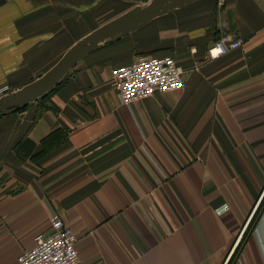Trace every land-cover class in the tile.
Returning a JSON list of instances; mask_svg holds the SVG:
<instances>
[{
  "label": "crops",
  "instance_id": "1",
  "mask_svg": "<svg viewBox=\"0 0 264 264\" xmlns=\"http://www.w3.org/2000/svg\"><path fill=\"white\" fill-rule=\"evenodd\" d=\"M150 1L5 0L0 94ZM217 1L103 44L48 101L0 115V264H19L55 216L77 236L79 264H264V0ZM226 36L242 45L212 59ZM143 56L173 57L184 86L124 105L112 72ZM59 128L66 142L40 161L16 154Z\"/></svg>",
  "mask_w": 264,
  "mask_h": 264
},
{
  "label": "built area",
  "instance_id": "2",
  "mask_svg": "<svg viewBox=\"0 0 264 264\" xmlns=\"http://www.w3.org/2000/svg\"><path fill=\"white\" fill-rule=\"evenodd\" d=\"M227 0H218V9ZM242 40L224 37L210 50L212 59L237 49ZM183 68L171 56H143L128 65H121L112 72L114 88L120 102L131 105L159 94L182 90ZM51 232L36 238L33 249L24 252L19 264H79L78 238L59 216L52 219Z\"/></svg>",
  "mask_w": 264,
  "mask_h": 264
},
{
  "label": "water",
  "instance_id": "3",
  "mask_svg": "<svg viewBox=\"0 0 264 264\" xmlns=\"http://www.w3.org/2000/svg\"><path fill=\"white\" fill-rule=\"evenodd\" d=\"M194 0H151L137 6L100 26L71 47L45 74L39 75L26 86L0 94V115L17 108L27 107L49 96L84 58L103 44L128 36L153 19L188 5ZM5 0H0V6Z\"/></svg>",
  "mask_w": 264,
  "mask_h": 264
},
{
  "label": "trees",
  "instance_id": "4",
  "mask_svg": "<svg viewBox=\"0 0 264 264\" xmlns=\"http://www.w3.org/2000/svg\"><path fill=\"white\" fill-rule=\"evenodd\" d=\"M58 87L53 92H55L58 89ZM50 96L51 94L47 96L45 99L39 100L37 103H45L46 101L49 100ZM33 105L35 104L23 108H17L15 110L16 111L26 110ZM67 132L68 131L65 128H59L54 132H52L51 134H49L41 141L40 143L41 150L37 153H35L36 144L32 142L29 138L25 137L22 141H20L19 144H17L15 148V152L17 155H19L20 158H24V159L27 158L33 162H38L66 142L67 134H68Z\"/></svg>",
  "mask_w": 264,
  "mask_h": 264
},
{
  "label": "rangeland",
  "instance_id": "5",
  "mask_svg": "<svg viewBox=\"0 0 264 264\" xmlns=\"http://www.w3.org/2000/svg\"><path fill=\"white\" fill-rule=\"evenodd\" d=\"M263 205H264V202L262 203ZM262 205V206H263ZM260 208H261V206H260ZM264 210V209H263ZM259 212V211H258ZM261 212V211H260ZM263 212V211H262ZM261 212V213H262ZM259 214V213H258ZM257 220V217H254V222ZM251 225V224H250ZM250 229V228H249ZM247 230L245 233H244V237H245V239H247L248 240V236H249V233H250V235L253 233L252 231L254 230V223H253V226H252V228L250 229V230ZM252 230V231H251ZM251 231V232H250ZM246 244V243H245ZM239 250V249H238ZM241 254V251L239 252V254L238 255H240Z\"/></svg>",
  "mask_w": 264,
  "mask_h": 264
},
{
  "label": "bare ground",
  "instance_id": "6",
  "mask_svg": "<svg viewBox=\"0 0 264 264\" xmlns=\"http://www.w3.org/2000/svg\"><path fill=\"white\" fill-rule=\"evenodd\" d=\"M143 5H146V4H141V5H138V6H143ZM136 7H137V6H136ZM75 45H76V44H75ZM75 45H74V46H75ZM3 93H4V92H3Z\"/></svg>",
  "mask_w": 264,
  "mask_h": 264
},
{
  "label": "flooded vegetation",
  "instance_id": "7",
  "mask_svg": "<svg viewBox=\"0 0 264 264\" xmlns=\"http://www.w3.org/2000/svg\"><path fill=\"white\" fill-rule=\"evenodd\" d=\"M121 40V39H120ZM119 41V40H118Z\"/></svg>",
  "mask_w": 264,
  "mask_h": 264
}]
</instances>
